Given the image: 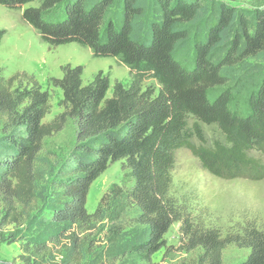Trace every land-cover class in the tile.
Returning <instances> with one entry per match:
<instances>
[{
  "label": "trees",
  "instance_id": "obj_1",
  "mask_svg": "<svg viewBox=\"0 0 264 264\" xmlns=\"http://www.w3.org/2000/svg\"><path fill=\"white\" fill-rule=\"evenodd\" d=\"M234 1V0H231ZM50 47L77 43L128 69L127 85L83 67H61L50 84L61 112L26 71L0 69V227L13 226L22 264H151L179 223L199 264H222L229 244L248 248L239 264H264V230L247 224L223 236L172 195L176 151L186 147L211 175L264 178V7L221 0H0ZM35 4V5H30ZM6 31L0 28V43ZM154 83H146L147 81ZM76 126V144L54 171H38L46 138ZM189 120L192 124L189 125ZM200 124L223 142L206 145ZM196 139L199 145L190 143ZM121 160L130 187L112 185L89 212L90 183Z\"/></svg>",
  "mask_w": 264,
  "mask_h": 264
},
{
  "label": "rangeland",
  "instance_id": "obj_2",
  "mask_svg": "<svg viewBox=\"0 0 264 264\" xmlns=\"http://www.w3.org/2000/svg\"><path fill=\"white\" fill-rule=\"evenodd\" d=\"M238 9L264 7V0H221ZM35 5V4H30ZM20 10L7 9L0 4V28L6 31L0 43V69L4 76L26 71L33 74L42 88L50 95V112L43 121L51 120L61 112L59 102L62 93L49 80L61 77V67L81 65L82 83H88L99 71L108 74L111 95L114 82L123 85L129 82L128 69L113 57H93L88 47L77 43H66L50 47L41 42L37 32L20 19ZM146 83H154L149 80ZM189 125L192 120H189ZM206 145L215 140L223 142L224 137L215 125L200 124ZM76 126L69 120L64 129L46 138L37 158L36 167L42 173L56 171L70 156L76 144ZM190 143L199 145L196 139ZM264 164V155L253 153ZM172 195L186 204L192 217L206 226L217 228L223 236L237 233L247 224L264 230V178L251 180L238 177L224 179L204 170L198 159L186 148L176 151L172 171ZM114 184L130 187L132 180L121 160L109 163L107 168L90 183L85 208L92 212L101 196ZM179 223L173 224L165 234L166 247L155 253L151 264H199V249L186 251L180 241ZM13 226L0 227V264H22L19 242H9L8 234ZM249 254L248 248L229 244L222 252V264H239Z\"/></svg>",
  "mask_w": 264,
  "mask_h": 264
}]
</instances>
